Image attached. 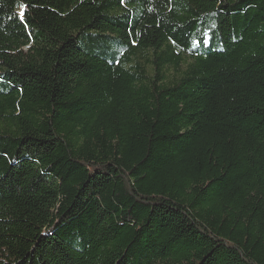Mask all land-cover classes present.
<instances>
[{
  "label": "trees",
  "instance_id": "trees-1",
  "mask_svg": "<svg viewBox=\"0 0 264 264\" xmlns=\"http://www.w3.org/2000/svg\"><path fill=\"white\" fill-rule=\"evenodd\" d=\"M0 264H264V0H0Z\"/></svg>",
  "mask_w": 264,
  "mask_h": 264
},
{
  "label": "snow or ice",
  "instance_id": "snow-or-ice-1",
  "mask_svg": "<svg viewBox=\"0 0 264 264\" xmlns=\"http://www.w3.org/2000/svg\"><path fill=\"white\" fill-rule=\"evenodd\" d=\"M21 8H23L24 7V5L23 4H21V6H20ZM23 15V12H21V16Z\"/></svg>",
  "mask_w": 264,
  "mask_h": 264
}]
</instances>
